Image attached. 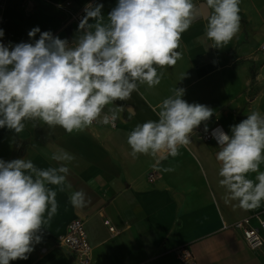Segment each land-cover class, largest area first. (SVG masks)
Masks as SVG:
<instances>
[{"label":"crops","instance_id":"obj_1","mask_svg":"<svg viewBox=\"0 0 264 264\" xmlns=\"http://www.w3.org/2000/svg\"><path fill=\"white\" fill-rule=\"evenodd\" d=\"M3 1L0 43L11 49L21 42L34 44L45 31L76 40L83 30L68 20L62 5L69 1V9L76 11L89 0ZM204 2L194 0L195 18L178 49L182 58L174 66L157 69L163 73L161 83L151 89L140 85L129 99L104 109H116L115 128L96 124L69 134L41 121H26L20 133L0 128V159L5 162L30 159L38 168L58 167L49 157L60 149L75 157L68 165L65 190L49 186L57 191L58 211L38 233L40 242L33 244L27 259L10 264H75L73 251L57 240L76 218L83 221L91 245L90 264H179L175 251L182 246L192 255L190 264H264V248L248 249L240 231L231 226L255 213L264 217V201L250 210L239 207L238 201L225 202L227 193L219 184L221 163L216 159L220 149L212 135L217 128L231 135V126L254 111L264 115V52L259 49L264 41V0H241L240 31L222 48L206 40L207 21L201 18L206 10L199 7ZM117 3L97 0L93 5L103 4L106 19ZM36 27L40 32L29 37ZM175 87L184 89L182 99L208 106L213 116L194 130L178 156L169 155L159 165L148 155L133 158L128 133L137 124L158 120L159 104ZM205 127L211 134L208 140L201 136ZM249 178L254 180L255 174ZM79 190L89 201L80 209L69 201ZM251 224L256 225L254 219Z\"/></svg>","mask_w":264,"mask_h":264},{"label":"clouds","instance_id":"obj_2","mask_svg":"<svg viewBox=\"0 0 264 264\" xmlns=\"http://www.w3.org/2000/svg\"><path fill=\"white\" fill-rule=\"evenodd\" d=\"M240 3L205 0L199 6L206 10L201 18L207 21L205 37L212 41L211 47L226 46L240 31ZM102 8L103 4L85 7L79 24L83 31L74 46L50 31L40 33L34 44L21 42L10 49L0 43V128L20 133L26 121H41L71 134L97 121L114 123L115 108L109 109L111 115L102 116L107 106L129 99L140 85L155 88L163 75L157 69L174 66L182 58L178 51L182 34L193 24L197 4L194 0H118L106 19ZM90 19L95 23L90 24ZM39 32L36 27L28 35ZM171 91L159 104L158 120L137 124L128 133L133 158L148 155L157 158L159 165L169 155L178 156L194 130L213 116L208 106L182 99L184 89ZM212 135L220 149L216 159L221 163L219 184L226 190L225 202L238 201L246 210L260 207L264 115L254 111L231 126V135L222 128ZM49 159L59 166L38 168L30 159H0V264L27 259L33 244L41 240L38 233L57 214V191L49 186L65 190L68 165L75 157L60 149ZM250 173L255 174L254 180ZM69 201L78 209L89 202L82 190L72 192Z\"/></svg>","mask_w":264,"mask_h":264},{"label":"built area","instance_id":"obj_3","mask_svg":"<svg viewBox=\"0 0 264 264\" xmlns=\"http://www.w3.org/2000/svg\"><path fill=\"white\" fill-rule=\"evenodd\" d=\"M97 0H89L83 7L79 8L76 11H72L69 9V1H65L62 5V8L68 14V20L70 22L79 23L82 21L85 15V7L89 4H94ZM5 8V2L3 0L0 1V23L2 21V12ZM61 39H65L68 41L69 46H74L76 40L69 37H60ZM259 49L264 52V41H262L259 45ZM111 115L110 113L103 112V115ZM103 125L110 128H115L117 126V121L111 124H103L99 121L94 122L92 125ZM203 140H208L211 137V134L208 131H204L201 133ZM254 219L256 225L251 224V220ZM108 221H106L107 223ZM231 226L236 230L240 231L244 244L248 247V249L252 251L259 250L264 248V217L260 214L255 213L250 216L243 217L234 221ZM110 231H114L113 226L108 227ZM58 243L62 244L66 248L73 251L75 254V264H90L91 263V245L89 243L83 221L81 219H73L71 220L65 229V232L58 237ZM175 258L179 262V264H190L192 262V255L186 246L179 247L175 251Z\"/></svg>","mask_w":264,"mask_h":264},{"label":"trees","instance_id":"obj_4","mask_svg":"<svg viewBox=\"0 0 264 264\" xmlns=\"http://www.w3.org/2000/svg\"><path fill=\"white\" fill-rule=\"evenodd\" d=\"M239 15H240V13H239Z\"/></svg>","mask_w":264,"mask_h":264}]
</instances>
